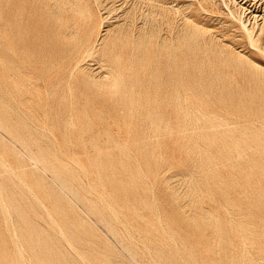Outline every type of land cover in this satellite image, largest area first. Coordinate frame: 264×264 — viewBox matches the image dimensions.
Returning <instances> with one entry per match:
<instances>
[{"label":"rangeland","instance_id":"1","mask_svg":"<svg viewBox=\"0 0 264 264\" xmlns=\"http://www.w3.org/2000/svg\"><path fill=\"white\" fill-rule=\"evenodd\" d=\"M164 2L0 0V264H264V0Z\"/></svg>","mask_w":264,"mask_h":264},{"label":"bare ground","instance_id":"2","mask_svg":"<svg viewBox=\"0 0 264 264\" xmlns=\"http://www.w3.org/2000/svg\"><path fill=\"white\" fill-rule=\"evenodd\" d=\"M145 2H147V7H148V9H147V11L144 13V15H145V17H144V22H143V24L142 25H137L136 27H137V31H135V33H134V35L132 36L133 37V40H132V42H133V44H134V48L137 50V49H140V52L142 53V55H149V52L150 51H155V52H157V50L155 49V46L158 44V47H162V48H168L169 46H170V43H169V40H168V37H167V35H161L160 37H159V41L157 40V41H155L154 39L156 38V34H155V32H156V30H155V28H156V26H155V24H154V19H153V15L154 14H157V15H160V17L162 18V20H164L166 17H167V14H168V7L166 6V4H165V0H144ZM255 1V0H254ZM200 4V3H199ZM70 5H71V3H70ZM242 5V4H241ZM146 6V5H145ZM177 6V5H176ZM157 7V8H156ZM63 8V7H62ZM252 14V13H251ZM254 15V14H253ZM126 18H128V16H129V14H125L124 15ZM123 16V17H124ZM233 16V15H232ZM263 16V15H262ZM126 20H128V19H126ZM246 21V20H245ZM126 22V21H125ZM240 22H242V21H240ZM127 23V22H126ZM73 25H74V23H73ZM127 29L126 28H124V29H126L125 30V33H126V35H127V37H129V36H131V32H129V30H128V23H127ZM135 26V25H134ZM196 32V31H195ZM107 33V32H106ZM179 37H180V35H179ZM89 40V39H88ZM87 41V40H86ZM158 42V43H157ZM251 43V42H250ZM95 44V43H94ZM90 48V47H89ZM93 48H90V49H88L87 50V52L89 53V52H91V50H92ZM85 54V53H84ZM166 54V53H165ZM91 55V54H90ZM149 60H151L152 61V63H154V61L156 60L155 59V57H151V58H149ZM147 61V60H146ZM157 61V60H156ZM106 62H108V61H106ZM115 62V61H114ZM113 62V63H114ZM162 62V61H161ZM170 62V61H169ZM112 63V64H113ZM168 63V62H167ZM23 64V63H22ZM77 64V63H76ZM86 65V64H85ZM117 65V64H116ZM119 65V64H118ZM154 65V64H153ZM113 67V66H112ZM10 71V70H9ZM109 71V70H108ZM111 71V70H110ZM121 73V72H120ZM49 74V73H48ZM17 76V75H16ZM51 76V75H50ZM43 79V78H42ZM116 79V78H115ZM11 80L13 81V77L11 78ZM28 79H25V78H23V81L24 82H26ZM92 81H94V80H92ZM96 82V81H95ZM23 86H25L24 84H23ZM4 89V88H3ZM48 92V91H47ZM158 92V91H157ZM127 93V92H126ZM48 95V94H47ZM13 97V96H12ZM14 98V97H13ZM193 101V100H192ZM100 110V109H99ZM192 110V109H191ZM112 111V110H111ZM231 114V113H230ZM155 115V114H154ZM162 115V114H161ZM72 116V115H71ZM204 116V115H203ZM235 116V115H234ZM236 117V116H235ZM72 118V117H71ZM72 120V119H71ZM200 120V119H199ZM129 121V120H128ZM178 121V120H177ZM151 122V121H150ZM259 122V121H258ZM74 123V122H73ZM167 123V122H166ZM261 123V122H260ZM34 124V123H33ZM69 124V123H68ZM151 125H152V123H151ZM157 125V124H156ZM165 126H166V124H164ZM120 126V125H119ZM157 126H159V124L157 125ZM230 126V125H229ZM263 126V125H262ZM141 127H142V125H141ZM41 128V127H40ZM171 128V127H170ZM28 129V128H27ZM164 129V128H163ZM47 131V130H46ZM121 131V130H120ZM171 134V133H170ZM54 136V135H53ZM101 137V136H100ZM153 138V137H152ZM126 144V143H125ZM60 146V145H59ZM60 148V147H59ZM16 150V149H15ZM100 150V149H99ZM32 152V151H31ZM67 155V154H66ZM1 157V156H0ZM72 159H73V157H72ZM5 160V159H4ZM71 160V159H70ZM2 161V160H1ZM57 161V160H56ZM58 161H59V159H58ZM61 161H63V160H61ZM34 162V161H33ZM53 162V161H52ZM60 162V161H59ZM75 163V162H74ZM5 164V163H4ZM3 163H2V165H4ZM76 164V163H75ZM34 165V164H33ZM76 165H78V164H76ZM5 166V165H4ZM36 166V165H35ZM83 166V165H82ZM141 166V165H140ZM7 167V166H6ZM80 167V166H79ZM195 167V166H194ZM58 168H59V171L60 172H67V168H65V167H60V166H58ZM84 168V167H83ZM83 168H82V170H83ZM80 169V171H78V172H81V167L79 168ZM10 171H12V168H11V170ZM86 171V170H85ZM41 172V171H40ZM88 172V171H87ZM86 172V173H87ZM13 173V172H12ZM16 173V172H15ZM14 174V173H13ZM79 174V173H78ZM192 175V174H191ZM88 176V175H87ZM16 177V176H15ZM190 177V176H189ZM192 177H193V175H192ZM55 178V177H54ZM76 178L75 177H72V176H69L68 178H67V180L71 183V181H73V180H75ZM59 181V180H58ZM21 182H22V179H21ZM24 183V182H23ZM28 187V186H27ZM90 188V187H89ZM202 188V187H201ZM260 188V187H259ZM1 189V188H0ZM31 191V190H30ZM153 191V190H152ZM203 191V190H202ZM1 193V192H0ZM2 194V193H1ZM1 196V195H0ZM1 199V198H0ZM3 200V199H2ZM38 200V199H37ZM104 200H106V199H104ZM39 201V200H38ZM3 202H5L4 200H3ZM42 202V201H41ZM43 203V202H42ZM108 203V202H107ZM44 204V203H43ZM42 204V205H43ZM2 205H3V203H2ZM45 205V204H44ZM158 205V204H157ZM202 205V204H201ZM110 206V205H109ZM5 207V206H4ZM111 207V206H110ZM46 208V207H45ZM112 208V207H111ZM114 208V207H113ZM112 208V209H113ZM257 208V207H256ZM6 209V208H5ZM8 209V208H7ZM111 209V210H112ZM159 209V208H158ZM114 210V209H113ZM3 211V210H2ZM47 211V210H46ZM115 211H116V209H115ZM4 212V211H3ZM10 213V212H9ZM4 214V213H3ZM9 215V214H8ZM43 215V214H42ZM49 215H51V214H49ZM115 215V214H114ZM10 216V215H9ZM81 216V215H80ZM119 216V215H118ZM11 217V216H10ZM52 217V216H51ZM6 219V218H5ZM236 220V219H235ZM6 221V220H5ZM159 221H161V220H159ZM56 222V221H55ZM162 223V222H161ZM163 226V225H162ZM42 227V226H41ZM62 230V229H61ZM7 231V230H6ZM15 231V230H14ZM130 232V231H129ZM64 233V232H63ZM63 233H62V235H63ZM65 234V233H64ZM127 234H129V233H127ZM129 236H130V234H129ZM172 236V235H171ZM132 237V236H131ZM130 237V238H131ZM170 237V236H169ZM16 238V237H15ZM172 238H174V237H172ZM19 239V238H18ZM132 239V238H131ZM133 239H135V238H133ZM175 239V238H174ZM59 241V240H58ZM137 241V240H136ZM260 241V240H259ZM133 242V241H132ZM174 242H176V241H174ZM20 243V242H19ZM145 244V243H144ZM71 245V244H70ZM18 246V245H17ZM23 246V245H22ZM19 247V246H18ZM70 247V246H69ZM22 248V247H21ZM247 248V247H246ZM260 249V248H259ZM21 250V249H20ZM127 250V249H126ZM22 251V250H21ZM25 251V250H24ZM262 251V250H261ZM14 252V251H13ZM22 255H23V253H22ZM253 255V254H252ZM148 259V258H147ZM84 260V259H83ZM261 260V259H260ZM31 261V260H30Z\"/></svg>","mask_w":264,"mask_h":264}]
</instances>
